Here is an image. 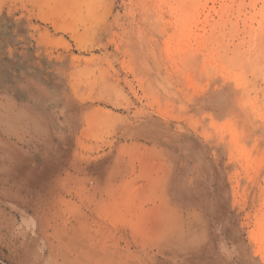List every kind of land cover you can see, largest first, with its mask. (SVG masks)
<instances>
[{
	"label": "rangeland",
	"instance_id": "obj_1",
	"mask_svg": "<svg viewBox=\"0 0 264 264\" xmlns=\"http://www.w3.org/2000/svg\"><path fill=\"white\" fill-rule=\"evenodd\" d=\"M45 125H72L74 133L39 136L34 128ZM0 144V209L5 238L13 240L10 248L0 243V264L25 254L21 243L33 222L20 215L43 204L32 195L51 145L58 149L52 174L83 204L91 193L83 177L95 163L127 167L120 197L132 196L141 235L158 231L163 202L149 177L189 176L199 165L193 176L206 189L197 210L206 246L218 244L220 216L230 221L224 230L240 220L252 245V254H202L201 264L217 255L264 264V0H0ZM10 144L19 149L12 158ZM223 186L228 211L217 205Z\"/></svg>",
	"mask_w": 264,
	"mask_h": 264
},
{
	"label": "bare ground",
	"instance_id": "obj_2",
	"mask_svg": "<svg viewBox=\"0 0 264 264\" xmlns=\"http://www.w3.org/2000/svg\"><path fill=\"white\" fill-rule=\"evenodd\" d=\"M102 96H105V93ZM34 119V125L39 126L41 120L38 117H34ZM146 129L151 131L153 128L149 127ZM34 130H36L39 136L40 133H50L60 140H64V137L67 135L66 132H68L66 137L73 136L74 133L72 125L69 126L68 131L56 130V128L46 125L34 128ZM58 131L59 133H57ZM57 150L56 145L46 148L44 151L45 164L40 165V169L38 168L40 177H37L39 179L37 185L40 191H34L32 197H39L38 201H42V206L28 208L20 215L22 218H29L30 216L33 228L26 232L25 236L27 237L21 243V248L23 251L25 250V254H23L22 260L18 263L15 262V264H172V258L176 259L174 261L175 264H201L203 262L202 254H207L211 251V247L206 246L207 229L205 228V221L203 218H200L196 211L198 204L200 206L204 199L200 195V199H198L196 194L189 192L188 189L196 185L193 186V181L191 182V180L187 185L182 180L180 172L167 173V175L161 177L152 176L149 177V180L146 179V182L148 180V183L151 184V187L155 191L158 190V195L163 202H160V206H158V217H156V219L158 218V231L152 235L147 233L141 235L137 231V225L134 226L131 220L133 218V209H135L134 206L132 209L130 205L132 201L129 199L132 196L126 199L124 193L120 197V190L123 188V185L127 184V178H130L131 171L122 165L121 162L95 163L87 173L88 177H83L84 180L89 181L91 192L86 190V193L87 191L90 193V197L86 199L87 195L84 196L87 203L84 202L83 204L78 194L70 192H67L69 194H64L61 188L62 185L59 179H57L58 177L54 176V173L52 174L54 169L52 168V164ZM18 151L19 149L16 145L10 144L7 153L12 158L18 155ZM162 163L164 164L165 162ZM166 164V167H164L167 170L169 163L166 162ZM155 166L157 167V165ZM170 166H168L169 169L172 168ZM30 171L33 170L29 168L22 169V173ZM77 171L78 168L76 167ZM149 171L151 170L149 169ZM7 172L9 177H13L12 174L17 177L16 173L18 172L12 170H7ZM154 172L157 174L156 171ZM2 176L4 177V175ZM133 177L132 179H134ZM11 179L15 181V179ZM18 183L16 182L12 186L18 187L16 185ZM222 183V180L217 179V185ZM217 188L219 193L222 192V195H225L221 199V202L228 203L227 188L224 186ZM190 190L192 191L193 189ZM156 198L159 199L158 197ZM153 205L156 207L159 204L153 203ZM155 207L153 208L155 209ZM138 210L140 209L138 208ZM145 211L151 212L154 210L146 209ZM151 214L154 215L156 213L149 214L152 218L153 215ZM142 216L147 215L143 214ZM5 217L0 209V243H5L4 245L10 248L12 245L10 246L9 243L13 240L12 238H5L6 233L4 234V231L7 228V223H5L7 219ZM11 218L14 222V228L10 230H13V232L19 231L20 227L15 228L18 216L12 215ZM26 220L29 221L28 219ZM147 220L149 221V219ZM151 220L154 223V220ZM154 225L150 226V230ZM123 242L124 245H121ZM217 258H219L218 255L215 259L217 260ZM214 263L215 261H213Z\"/></svg>",
	"mask_w": 264,
	"mask_h": 264
},
{
	"label": "crops",
	"instance_id": "obj_3",
	"mask_svg": "<svg viewBox=\"0 0 264 264\" xmlns=\"http://www.w3.org/2000/svg\"><path fill=\"white\" fill-rule=\"evenodd\" d=\"M188 163H190V162L188 161ZM190 168L191 169L187 171L190 173V175L187 176V175L182 174L181 178L183 181H185L187 183V185H188L190 180H191V182L193 181L192 185L193 186L196 185L195 186L196 188L195 187L190 188V189H193L192 191L190 189H188V190L190 193L196 194V197L198 199H200V197H199V195H200L204 199V200H202V204H204L206 189L204 187H201L202 183H199V178L197 177V180L195 181L194 176H193L195 174V171L199 170L198 169L199 165L196 164V165L190 166ZM229 204L231 205L230 202H228V203L218 202L217 203V205L220 208H222L220 211H228L230 208ZM200 206L198 204L196 211L199 210ZM217 221L218 222H216V223H218V227L220 228V231H218L217 232L218 234H216V235L219 236V238L215 239L214 241L216 243L218 242V244L213 246L212 250L210 251V254H252L251 242L247 240V236L243 233V230H239L237 228L240 220H238V219L234 220V224H233L234 226H233L232 230H226V229L224 230V227L229 226V224H230L229 219H226L225 217L220 216V218ZM241 226H243V224ZM223 260H224L223 257H219V258H217V260L214 257L215 264H226L227 262L230 264H234L231 261V258H230V260H225V261H223Z\"/></svg>",
	"mask_w": 264,
	"mask_h": 264
}]
</instances>
